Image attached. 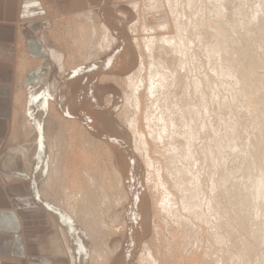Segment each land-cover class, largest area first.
<instances>
[{
  "label": "bare ground",
  "instance_id": "1",
  "mask_svg": "<svg viewBox=\"0 0 264 264\" xmlns=\"http://www.w3.org/2000/svg\"><path fill=\"white\" fill-rule=\"evenodd\" d=\"M98 1H97V4H98ZM127 1L128 2L130 1L129 3L133 6L132 8H134L135 10H136V8L139 7L138 4L140 2L138 3V0H127ZM140 1L142 2V0H140ZM194 1L195 0H182V3L184 6L190 8V6L193 5ZM95 2L96 1H94L93 3H95ZM148 2H149V0H148ZM150 2L148 4H150ZM166 2H167L166 4H168V6H169L171 14L173 15L174 24H176L175 25L176 30H175V32H172L170 34L168 32L166 35L165 32L158 31V30H161L165 24L161 23L160 24L161 27L158 26L157 28L153 27L151 25L149 26V25L142 24L143 25V31L146 30V32H145L146 36H142L143 41H141L140 40L141 37H138V36H136V39H135L136 45H138V47H139V53H140L139 56L141 58V59H139V64L137 63V60H138V58L136 56L137 52L135 51L134 46L130 42L131 40L129 41V39L127 37L126 28L121 29L120 23H122L121 22L122 20L119 21V19L116 16H114L115 14L113 15V13H111L110 8L107 9L105 7V9L104 8L102 9V8H100V6L98 7V5H97V8L94 7L93 5H91V6H89V8H87V10L78 12V17H79L78 20L81 21L79 23H81V25H82V26L78 25V27L81 26L80 31L82 32L83 35L81 34V36H80V34L77 32L80 36V37H78V40H77V36L72 39V41H75L74 46L77 48L76 53L81 51V50H83V51L85 50L87 52V53L84 52V53H86V55L83 56V59H85V60L82 64L87 65V66L84 65V69H81L83 75H82L81 70H80L81 67L79 68V65L81 63H79V65H78L79 70L74 71L75 67L77 66L75 63L76 61L73 60L74 57L72 58L71 62L68 59L67 63L69 64L68 65L69 69L65 70L64 66L62 64H60L59 53L57 51L50 50L51 51V58L60 64L61 74H62L61 79L63 78L61 83L58 84V86H56V84H55L56 88L54 87V90H52V92L54 94V100H53L54 105H53V108L51 109V114L53 115L54 118H56L61 123V128H63V129H62V132H60V135L58 136L56 144L54 146L56 151L52 150L53 148L51 147V154H52L51 156H53V160H51L52 161V169H53L51 172V183L55 184L53 182H59L60 186L63 187L64 196H63V199H60V204L66 209V211H68L69 214L71 212L75 217L78 216L79 213H81V212H83L84 215H89L90 217H89V219H87L88 221L86 220L85 223H82V224H84L88 233H90V235H96V236L98 235L97 239H99V235H100V237L103 235V237H101L102 242H101L100 248L97 247L94 251L95 253L93 252L94 257L93 256L90 257L93 264H132V261H134V260L138 264H168V263L171 264V261H173L172 264H176V262L178 263V261L181 260L180 259L181 257L179 258L178 261H176L177 260L176 257L180 256L181 254L175 256L176 254L173 253L174 251L173 252H172V250L170 251L169 246H171V245H170V243H168V241L165 239V237H163V234L161 231L162 227L160 228L157 225L153 226V230H152L153 235H154L155 239L157 237L159 238V240L156 242V244H155V242H152V240H153V237H152L153 235L151 236L152 233L150 234L151 240L148 238L151 242V246L149 244L147 245V242L142 241V239L147 235L146 233L148 232V229H150V227H149L150 219H148L149 216L147 215V211L150 213L151 208L154 207L157 210L156 212L163 211V213H164L163 216L166 215L165 212H168V214H169V212H172L177 219L181 220V221H179V224L176 221L177 224L181 226L182 224H180V223L185 221L184 219L182 221V217L184 218L183 214L185 215L186 218L197 217V208H200L199 204H201L200 203L201 200L199 201V199H200L199 194H192L191 189H190L191 187L188 186L189 183L190 184L192 183L191 184L192 186L195 185L194 188L198 187V182H196V184H195L194 178H192V180L189 179L188 175H187V173H188L187 171H189V172L191 171L194 163L195 164L196 163L201 164V161L204 157L205 158L207 157V159H209V154L211 155V153H212L209 151L210 149L207 151L205 149L204 151H201V153H202V157H201V155L197 149V146H198V143H200L198 141L200 140V138H202L201 133L204 132L205 128L209 127V125H210V119L208 117H209V114H211L210 113V111H211L210 102L213 101L212 98H214V96H213L214 94H212L211 96L209 94L212 92V83H213L212 80L214 78L213 77L214 75L213 74H207L204 72L203 73L204 76H200L202 74L199 73L200 74L199 75L198 73L195 72L196 67H198L197 63H196L197 66L193 70L191 69L189 63H190V61L192 62L193 59L190 60V58L188 57V51L194 47L193 52H192L193 53L192 57L197 55L194 52L195 47H197V45L202 43V40H203L202 34L203 33L201 34L200 32L197 31L196 28H198V23L194 24L192 22L195 19H194V17H191V15H187L189 13V11L187 14L185 12L182 13L183 11L182 12L180 11L182 14L179 12L178 6L182 5L181 2L179 3V0H167ZM261 2H262V0H261ZM261 2H260V5H258V9L260 11H257L255 9L256 11H253V13H252L253 17H257V16L259 17L260 16L259 12H261V11L264 13V3L263 2L261 3ZM156 3H158V2H156ZM148 4H146V5H148ZM179 4H181V5H179ZM240 4H242V1L240 2ZM104 5L106 6V4H103V6ZM117 5H120V4L117 3ZM156 6L158 7L157 4H156ZM238 6H239V4H238ZM240 6L244 7L243 5H240ZM116 7H118V6H116ZM140 7H141V5H140ZM144 7H147V6H144ZM157 7L155 8V5H154V8L158 10ZM228 8L229 7L227 6V9ZM238 8H240V7H238ZM206 9L207 8L205 6V10ZM237 9L234 10V8H233L234 12L235 11L237 12ZM96 10H98V16L100 17V20H99L100 23H98V22L95 23V21H97L95 19V16H96L95 11ZM195 10H194V12H195ZM242 10H244V8L241 9V11ZM154 11H156V10H154ZM201 12H203V11H201ZM240 13H242V12H240ZM256 13H257V15H256ZM146 14L147 13H145L144 15H146ZM116 15H117V13H116ZM119 15H121L122 19L125 18L124 14L120 13ZM182 15L184 16V20L181 19ZM209 15H210V13H209ZM201 16H203L202 13H200L199 18ZM234 16L235 15L231 16L230 19H232ZM249 16L250 15H248L247 17H249ZM236 17H237V15L235 16V18ZM192 18L194 20H192ZM196 18H198V17H196ZM215 18H217V17H213V19H215ZM252 18H251V20H252ZM208 19L209 18H207L206 21H204L203 19L200 18V20H202L201 22L203 24H204V22H207V21L209 22L210 19L209 20ZM253 19H255V18H253ZM216 20H220V19H216ZM229 21H231V20H229ZM232 21L230 22L231 26L236 24V23L235 24L232 23ZM234 21H237V18H236V20L234 19ZM124 22H125V20H124ZM211 22H209V23H211ZM203 24H201V26ZM204 25H206V24H204ZM217 25H219V24L217 23ZM217 25L214 26L212 24L213 27H210V28L214 29V30H212V31H214L212 36L214 35L215 38L218 37L221 41L222 40L221 38H223L222 34H224L225 29L223 30L221 28L223 24L221 25V23H220L219 26H217ZM260 26L264 28V20L260 24ZM225 27L227 28V26H225ZM206 28H204L203 30H205ZM82 29H83V31H82ZM85 29H86V32L84 33ZM120 29H121V31H120ZM193 29H195L194 32H192ZM148 30H150V31L148 32ZM226 30H228V28ZM77 31H78V28H77ZM131 32H132V30H131ZM225 32L229 33L230 31L228 30ZM191 34H193V35H191ZM73 35L75 36V34H73ZM97 35H99V37ZM225 35H226V33H225ZM225 35H224V37H227ZM96 36L98 37V39L96 38ZM230 36H232V35H229V37ZM215 38H214V42H217L218 39L215 40ZM227 39H228V37L226 38V42H227ZM114 40L117 41L116 47L113 46V43L115 42ZM204 40H206V39L204 38ZM223 40H224V38H223ZM220 41L215 43V45H211V44L210 45H203L201 48L200 47L199 48H200V50L203 51L202 53H204L203 56L205 58H208L210 60V58L213 57V59L211 58L212 59L211 61L215 60L214 61L215 63H216L217 59H221V62L219 65H221V67H222V63H224L223 60H225L224 57L227 58L230 56L229 61H231V55L230 54H232V56H234L235 54L233 55V52H234L233 51L234 48H233L232 53H229V54L227 53L229 56L223 55L224 56L223 57L222 55H220L221 51L225 52L227 50L225 47V46H227V43H224V42L220 43ZM229 41H230V39L228 40V42ZM222 43H224V45L225 44L226 45L224 46ZM245 43H247V42H245ZM189 44L190 45L193 44L192 45L193 47L189 46ZM87 46H88V48L90 47V50H86ZM248 46H246V48ZM229 47H231V45ZM240 49L243 50L241 46H240ZM228 50H230V48ZM228 50H227V52H229ZM241 50H239L237 52L240 53ZM249 50H251V49H249ZM249 50H248V53L249 52L252 53V51H249ZM109 51H110V53H109ZM230 52H231V50H230ZM242 52H244V50ZM144 53H147V55H145ZM194 53L196 55H194ZM263 53H264V50H263ZM216 54L219 57L218 58L215 57L216 58L215 59L214 55H216ZM243 54H245V53H243ZM243 54H242V56H244ZM104 56L107 58H105ZM200 56L201 55L199 54L197 57H200ZM236 56H237V54H236ZM238 56L240 58L241 55L239 54ZM238 56H237V58H238ZM204 57H203V60L205 59ZM102 58H105V59L102 60ZM96 59H99L98 64L95 63ZM195 59H196V57H195ZM243 59H245V58L243 57ZM247 59H249V58H247ZM93 60H94V62H93ZM196 60L198 61V59H196ZM255 60H253V62ZM96 61H98V60H96ZM225 61H227V60H225ZM232 61L228 62V63L231 64ZM236 61L239 62V59ZM257 61H258V59H257ZM89 62H91V63L93 62V63H95V65L89 67L88 66L90 64ZM201 62H202V60H201ZM253 62H252V64H253ZM256 63L257 62H255V64ZM212 64H214V63H212ZM235 64H237V63H235ZM223 65H226V64H223ZM258 65H259V67H258ZM26 66H29L26 59L25 58L21 59L18 63V68L20 69V72L25 71ZM209 66H211V65H209ZM214 67L212 66V68H214ZM241 67L242 66H239L237 68L239 69ZM253 67L255 68V66H253ZM257 67H258V69H260V67H263V64H261V66H260V64L258 62L256 68ZM199 68H201V66ZM202 68H203L202 69L203 71L206 70V69L204 70L203 66H202ZM217 68H218V66H217ZM233 68H235V67L232 66V69ZM237 68H235L234 70H236ZM245 68L248 69L247 67H245ZM71 69H73V70L70 72L69 70H71ZM97 69H99V71L96 72ZM147 69H148V75L147 76H148V79H150L149 80L150 85H147L146 75L145 74L141 75V73L145 72ZM207 69H209V68H207ZM261 69H263V68H261ZM213 70L217 76H220V78H221V76H224L225 74H227V76L232 75L228 71H227V73H225L224 71H218L216 68H214ZM241 70H243V68L240 69V71ZM255 70H257V69H255ZM84 71H85V73L91 72L93 75L91 73H90V75H89V73L85 74ZM193 71H194V73H193ZM247 72H248V70H247ZM210 73H212V72H210ZM250 73H248V74L250 75ZM243 74H246L245 70H244ZM252 74H254V73H251V75ZM91 75L92 76L95 75V77H96L95 79H98L99 83L115 84L121 88V90L123 92V96H124L123 97L124 98V106L122 108L123 111L121 113L117 114V116L121 119V121L124 122V124L127 126L128 129L127 128L123 129L122 126L120 127V125H117V123H115V121L111 118L110 113H108L107 110L102 108V106H100V107L96 106V104H98L96 101L97 99H95L96 104L93 103L92 100H94V99H93V97H91V92L93 91V89L94 90L96 89L95 90L96 92L94 95H96L97 98H99V100H100L99 92L101 91V88H103V86L101 87V84H99V83H97V85H95L93 83L95 79L93 80V82H91V80L93 79ZM249 75L247 76L248 79L250 77ZM238 76H239V74H238ZM241 76H242V74H241ZM252 76H254V75H252ZM220 78H218V79H220ZM243 79H244V77H243ZM217 81H216V83H217ZM244 81H245V79H244ZM244 81L242 80L243 83H244ZM224 82H226V80ZM238 83L239 82H237V84ZM245 84L246 83H244V85ZM227 85L231 87V85H229V84H227ZM105 87H106V85H105ZM140 87H142V89ZM240 87H239V89H240ZM242 87H244V86L242 85ZM245 87H251V86L246 85ZM259 87H257V88H259ZM232 89L237 90V88L235 89V87ZM249 89L250 88H248V90ZM19 91L17 93L18 96H15V99H18L19 105L23 110L24 106H25L24 105L25 94H24L22 89L20 92ZM231 91H233V90H231ZM249 91L251 92L252 89H250ZM101 92H103V90ZM245 92L247 93V91H245ZM234 93H236V92H234ZM246 93H245V95L248 96L249 92H248V94H246ZM221 95H222V93H221ZM142 96H144V98H145L144 99L145 103L141 102ZM251 97H252V95H251ZM110 98H111V100H113V97L110 96ZM247 99H248V97H247ZM221 102H222V100H221ZM211 104H213V103H211ZM213 110H214V108H213ZM216 111H217V109H216ZM129 112H131L133 114V116L131 115L132 116L131 118L127 117V115H128L127 113H129ZM211 130H213V132L216 134L217 129L214 126H213V128H211ZM89 131H91L92 136H90L88 134ZM215 134L213 136H215ZM224 142H225V140H224ZM205 144H207V143L205 142ZM223 144L225 145V143H223ZM217 145L218 144H215V147H217ZM201 147H203V146H201ZM205 147H207V146H205ZM211 148H212V146H211ZM23 149H24V151H22V153L26 156L25 159H26L27 163H30V160L32 159V157L36 155V152H38V146L33 144V146H26ZM65 149H66V152H65ZM200 149H202V148H199V150ZM63 151L66 154L63 155L62 154ZM212 156H213V153H212ZM140 158H142V159H140ZM93 160H95L94 164H93ZM99 160H100V162H102V168L99 165L100 164ZM211 160H213V161L210 164H212L214 162V158H212ZM142 161H144V163ZM190 161H192V162L190 163ZM178 162H182V164L178 165ZM209 165H207V166H209ZM212 165H214V164H212ZM199 169H197V171ZM204 169L208 171V175L211 174L209 178L212 181L211 182V184H212L214 181V178L212 176L215 173L214 172H213L214 174L210 173L208 169H206V168H204ZM205 170H203V171L205 172ZM90 171L94 172V174H93L94 176H95V174H97L98 178L94 177L93 175L90 176L91 175L90 173H92ZM213 171L216 172L217 170H214V168H213ZM206 172H205V174L207 175ZM142 173H143V176H142ZM198 173H200V172H198ZM202 175H204V174H202ZM155 176H157L159 178V181H157ZM143 177L145 178V181H144L145 183H143V179H142ZM202 177H204V176H202ZM100 180H102V185L99 184V186H96ZM258 182L261 183L262 181H258ZM59 183H57V184H59ZM99 183H101V182H99ZM144 184H146L150 188L151 194L149 193V194H146V196L144 195L145 194L144 189H143ZM202 184H203V182H202ZM213 186H215V188H216V185L212 184V187ZM209 187H210V185H209ZM100 188L102 190L101 191L102 194H100V192H99ZM157 189L163 190V191H161V193H160L161 197H159L156 201V199H155L156 195H154V193L156 192V194H157V192H158V191H156ZM103 190H104V192H103ZM97 192L99 193V196H98ZM107 192L110 193L109 197L107 196ZM259 193L261 194V192H259ZM262 193L264 194V192H262ZM213 196L214 195H212V196L210 195L209 197L206 196V199L204 202V204L206 205V208L210 207V206H208L209 204L210 205L213 204L214 198H211ZM177 197L179 198V200L176 199ZM106 203H108V204L112 203L109 206L110 207L112 206L113 209H112V211H110V210H108V211H110V213L112 212V215H115L114 218H117L116 221H118V222H119L118 219L121 218L120 212L122 214L125 212V218L123 220L120 219L121 222H120L119 226H118V223L116 225L110 223V221L108 219H112V218L105 217L107 214L106 208H105L103 215H101V212L104 210V208L101 210V206L104 207V205ZM176 204L178 206H176L174 209L173 205L175 206ZM107 206H105V207H107ZM120 207H122V208L119 209ZM180 209L183 212H181V211L179 212ZM200 210H202V209H200ZM152 211H153V209H152ZM209 211H210V209H209ZM152 213H154V212H152ZM154 219L155 220L157 219L156 216L154 217ZM165 219H163V220H165ZM54 221L55 220H53V219L51 221L52 222L51 235L48 236L46 239L47 243L49 245H51V253L54 255L69 256L71 258L70 259L71 263L75 264L76 259H74V258H76V257L74 255H76V254H75V252H73V254H70V253H72V252H69L70 247L68 248L66 243L63 242L62 238L59 237L60 236L58 234L59 233V229H58L59 227H58V225L56 226V222H54ZM112 221H113V219L111 220V222ZM169 221L171 223V220H169ZM205 221H206V219H205ZM173 222H174V220H173ZM173 222H172V224H173ZM196 222H198V221H196ZM155 223H156V221H155ZM159 224H161V223H159ZM185 225L186 224L184 223V225L182 227H184ZM199 225H202V223L200 222ZM150 226H152V225H150ZM202 226H204V225H202ZM207 226H209V225H207ZM201 228L199 227V229H201ZM169 229H170V227H169ZM190 229H191V227H190ZM190 229H189V232L192 231V229L191 230ZM199 229H196V230H199ZM105 230H107V232H108V234L106 236L109 237V239L104 240L103 238H104V235L106 234V233L104 234ZM174 230H179V229H174ZM174 230H172L171 232H173ZM186 230L188 232L187 228H186ZM61 232H62V234L65 233L63 230H61ZM169 233L170 232H168V234ZM178 233L181 234L180 231H178ZM199 233H200V230H199L198 234ZM206 233H207V230H206ZM206 233H205V236H206ZM62 234H61V236H62ZM185 234L186 233H184V235ZM190 234H191V232H190ZM190 234H188V236ZM137 235L139 236L138 238H137ZM171 235H173V234H171ZM110 236L116 237L115 240H113L112 237H110ZM185 236H184V239L187 240V238H185ZM192 236H194V235H192ZM205 236H203V237L205 238ZM208 236H209V234H208ZM190 238H191V236L189 237V239ZM177 239H179V238H177ZM189 239L187 240L188 242H189ZM199 239H201V237L198 238V241H201ZM149 240H148V242H149ZM202 240L205 241V239H202ZM115 242L117 243V246L120 245V250L118 253L115 252L116 253L115 257H113L111 259L112 256L110 255V257H109V253H110V249L111 250L113 249L112 247L115 244ZM174 242H175V240H174ZM177 242H179V241H177ZM180 242H181V240H180ZM159 243H161V244L159 245ZM195 244H196V242H195ZM213 244L216 245V242L212 243V245ZM189 245L192 246V244H189ZM212 245L210 244V246H212ZM217 245H218V243H217ZM199 246H200V244L196 245L197 250L199 249L198 248ZM177 247H179V246H177ZM193 247H195L194 244H193L192 248ZM172 248H173V246H172ZM181 248H179L180 251H181ZM215 248H213V249L215 250ZM194 249H196V248H194ZM201 249H203V248H201ZM192 251H196V250H192ZM198 251L200 252V250H198ZM215 252H217V251H215ZM167 254L170 256L169 259L166 258ZM182 255H183V253H182ZM192 255H191V257H192ZM197 255H199V254H197ZM208 255L210 256V253L207 254V256ZM212 257H213V255H212ZM197 259L195 258L196 261H197ZM209 259H211V257ZM195 260H193V261H195ZM191 262H192V260L190 261V263ZM201 262L203 263V261H201ZM197 263H199V262H197ZM220 264H226V263L224 261H221Z\"/></svg>",
  "mask_w": 264,
  "mask_h": 264
},
{
  "label": "rangeland",
  "instance_id": "2",
  "mask_svg": "<svg viewBox=\"0 0 264 264\" xmlns=\"http://www.w3.org/2000/svg\"><path fill=\"white\" fill-rule=\"evenodd\" d=\"M166 1L167 0H149L150 4H148L149 3L148 0H142V2L140 0H138V3L139 2L140 3L138 4L139 7L136 8V10L134 8H132L133 6L129 3L130 1L128 2L127 0H101V1L99 0L98 4L96 1L95 3H93V6L97 8V5H98V7L100 6V8H102V9L103 8L105 9V7L107 9L110 8L111 13H113V15L115 14L114 16H116L119 19V21L122 20L121 21L122 23H120L121 29L126 28L127 37L129 39V41L131 40L130 42L132 43V45L135 48V51L137 52V55H136L138 58L137 63L139 64V59H141V58L139 56L140 55L139 47H138V45H136L135 39H136V36H138V37H141L140 40L143 41L142 36H146L145 35L146 30L143 31V25L142 24L149 25V26L151 25V26L156 27V28L158 26H160L161 23L165 24L164 27L158 31L165 32L166 35L168 32L170 34L172 32H175V30H176V28H175L176 24H174L173 15L170 12L168 4H166L167 3ZM195 1H194L193 5H191L189 8V7H186L183 5L182 0H179V3L181 2L182 5L179 4L181 6H178L179 12L183 11L182 13L185 12L187 14L189 11L190 14L188 13L187 15H191V17H194V19H195L194 20L192 18V20H194L192 22L194 24L198 23V28H196L197 31L200 32L201 34L203 33L202 34L203 35L202 43H200L199 45H197V47H195L194 52L197 55L194 53V55H196L194 57H192L193 56L192 52H193V48H194L192 46L193 44H191V45L189 44V46L193 47L191 50L188 51V57L190 58V60L193 59L192 62L190 61V63H189L190 67L193 70L198 65V67H196L195 72L198 74L199 73L202 74V75L199 74L200 76H204L203 73L205 72L207 74H213L214 75L213 77L215 78L217 75L214 73V70H213L214 68H216L218 71H224L225 73H227V71H228L232 75L227 76V74H225L224 76H221V78H220V76H217L216 77L217 79L213 78V80H212L213 81L212 92L209 95L211 96L212 94H214L213 95L214 98H212L213 101L210 100L211 101L210 102V107H211L210 113L211 114H209V117H208L210 119V125H209V127L205 128L204 132L201 133L202 138H200V140L198 141L200 143H198L197 149H198L201 157H202L201 151H204L205 149H206V151L210 149L209 151L213 153V156H212V153H211V155L209 154V159H207V157L206 158L204 157L201 161V164L200 163L199 164L194 163L191 171L190 172L187 171L188 172L187 173L188 178L191 180H192V178H194L195 184H196V182H198V187H195V188H194L195 185H193V186L191 185L192 183L191 184L189 183V185H188L189 187H191L190 188L191 193L192 194H199V197H200L199 201L201 200L200 201L201 204H199L200 208H197V217L186 218L185 215L183 214L184 218L182 217V221H183V219L185 221L181 222L180 224H182V225L180 226L178 224H179V221H181V220L177 219L172 212H169V214H168V212H165L166 215L163 216L164 215L163 211H159L160 213L156 212L157 210L154 207H152L150 210V213L147 211V215L150 217V218L148 217V219H150V222H149L150 229H148V232L146 233L147 237L145 236L142 239V241L147 242V245L149 244L151 246L150 234L152 233L151 236L153 235V231H152L153 226L157 225L160 228L162 227L161 231H162L163 237H165V239L171 245V246H169L170 251L171 250H172V252L174 251L173 253L176 254L175 256L181 254L180 256L176 257V259H177L176 261H178L179 258L181 257L180 258L181 260L178 261V263L180 262L181 264H201L202 263L201 261H203L204 264H213V263L214 264H220L221 261H224L226 264H264V194L262 193V192H264V189H263L264 188L263 187L264 186V84H263L264 83V56H263L264 55V53H263V50H264V28L260 26V24L264 20V15H263L264 13L262 11L259 12L260 16L259 17L257 16L258 18L253 17V15H252L253 11H256V10L260 11L258 9V5H260L261 0H238V1L237 0H197L196 2ZM241 1H242V4H240ZM93 2H94V0H93ZM156 2H158V3H156ZM262 2L264 3L263 0H262ZM117 3L120 4L121 6L117 5ZM145 3L148 5H146ZM103 4H106V6L105 5L103 6ZM153 4L155 5V8L157 7L156 4L158 5V7H157L158 10L154 8ZM238 4H239V6H238ZM140 5H141V7H140ZM240 5H243L244 7H242ZM116 6H118V7H116ZM144 6H147V7H144ZM205 6L207 8L206 10H205ZM227 6L230 9L229 8L227 9ZM238 7H240V8H238ZM233 8H234V10H236L238 8L237 12L235 11L236 13L234 12ZM243 8H244V10L241 11V9H243ZM153 9L156 11H154ZM85 10H87V8H85L82 11H85ZM194 10H195V12H194ZM201 11H203V12H201ZM239 11L242 13H240ZM78 12H80V11H78ZM78 12L70 13V14H62V15L51 13V6L49 3V5L46 7V11H44L39 16L33 17L32 21H30L24 25V28L26 29V31L24 33V44L20 48L19 55L21 56V53H22L23 58H27V61L28 60L30 61V65H29V68L26 70V73L24 74V76L22 78H19L16 80V85H15V88L13 91L12 114H11V117H10L9 123H8V135H7V144L8 145H7L6 153L9 156H10V154H11V156H13V162H14L13 167L14 168L21 171L26 176V178H28V175L30 176L34 192H36L38 199L40 200V203L44 204V205L46 203V206H48V208L51 210V216H52L53 220H55L54 222H56V226L58 225V227H59L58 228L59 229L58 234L60 235L59 237L62 238L63 242L66 243L68 248L70 247L69 252H72L70 254H73V252H75V254H76V255H74L76 257V258H74V259H76L75 264H93L90 257H92V256L94 257L93 252L95 251V249L97 247L100 248L101 242H102L101 237H103V235L101 237L99 235V239H97L98 235L97 236L96 235H90V233H88L87 229L85 228L84 224H82V223H85L86 220L89 219L90 216L84 215L83 212L79 213V215L76 217L71 212L69 214V212L66 211V209L60 204V199H63V196H64L63 187L60 186L59 182H53L55 184L51 183V172L53 170L52 169V161H51V160H53V156H51L52 155L51 154V147L53 148L52 150L56 151L54 146L56 144L58 136L60 135V132H62V129H63V128H61V123L56 118H54L53 115L51 114V109L53 108V105H54L53 104L54 103V101H53L54 100V94H53L52 90H54V87L56 88V86H58V84H60L62 79H63V78L61 79L62 74H61L60 64H62L64 66L65 70H68L69 64L67 63V61L69 59V61L71 62L72 58L74 57L73 60L76 61L75 63L77 65L75 67L74 71L79 70L78 69L79 63H81L79 65V68L81 67L80 70L84 69L85 64H82V63L84 62L85 59H83V56L86 55V53H87L85 50L84 51L81 50L82 52L79 51L76 53L77 48L74 46L75 41H72V39L76 36H77V40H78V37H80L82 34V32L80 31L82 25H81V23H79L81 21L78 20L79 19ZM95 12H96L95 19L97 20V21H95V23H97V22L100 23L99 22L100 17L98 16V10H96ZM116 13H117V15H116ZM120 13L124 14L125 18H123V19L125 20V22L122 19L121 15H119ZM145 13H147V14L144 15ZM200 13H202L204 16V17L201 16L200 17L201 19L206 21V19L209 18L210 19V20L208 19L209 22H211V21L212 22L211 23H209L208 21L204 22V24H206V25H204L201 22L202 20H200V18H199ZM209 13H210V15H209ZM233 15H235V16L237 15V17H236L237 21H234V19L236 20L235 16L232 19H230L231 16H233ZM248 15H250L249 16L250 18L247 17ZM256 15H257V13H256ZM251 16L255 19H253ZM196 17H198V18H196ZM213 17H217V18L213 19ZM251 18H252V20H251ZM181 19L184 20L183 15H182ZM216 19H220V20H216ZM229 20H231V21L233 20L232 23H234V24L236 23V24L231 26V24H230L231 21H229ZM217 23L219 25H220V23H221V25L223 24L222 27L221 26L220 27L223 30L225 29L224 34H222L223 36L221 35L224 38V40H223V38H221L219 36L222 39L221 41L217 36H216L217 38H215L214 35L212 36V34L214 32L212 30H214V29L210 28V27H213L212 24L215 26V25H217ZM201 24H203V25L201 26ZM78 25H81V26L78 27ZM219 25H217V26H219ZM225 26H227L228 30L230 31L229 33L225 32V31H228V30H226L227 28ZM77 28H78V31H77ZM204 28H206L205 29L206 31L203 30ZM121 29H120V31H121ZM131 30H132V32H131ZM82 31H83V29H82ZM149 31L150 30H148V32ZM194 31H195V29H193L192 32H194ZM77 32L80 34V36ZM85 32H86V29H85L84 33ZM225 33H226V35H225ZM73 34H75V36ZM191 35H193V34H191ZM224 35L228 37L227 42H226L227 37H224ZM229 35H232V36L229 37ZM97 36L99 37V35H97ZM97 36H96V38L98 39ZM204 38L206 40H204ZM214 38H215V40L218 39L217 42L220 41V43L221 42L227 43V46H225L226 44L224 45V43H222V44L226 47L227 50L229 48L231 50V52H230V50H228L229 52H227V50L225 52L221 51L220 55H222V56L223 55L227 56L229 53H232L233 48L234 49L236 48L235 50L233 49V51H234L233 55L234 54L235 55L232 56V54H230L231 55V61L233 60L231 64L228 63V62H231V61H229V59H230L229 55H228L229 57H227V58L223 56L224 59L227 61L223 60L224 63H222V67H221V65H219L221 62V59H217V61L215 63L214 62L215 60L211 61L213 59V57L210 56L212 59L210 58V60H209L208 58H205L203 56L204 53H202L203 51L200 50V48L203 45H210V44L215 45V43H217V42H214ZM30 39H35L38 43H40L41 50L44 53L42 56H37L31 52V49L29 48V45H28V40H30ZM229 39H230V41L228 42ZM245 42H247V43H245ZM230 45H231V47H229ZM113 46L114 47L117 46V41H115L113 43ZM240 46L242 47L244 52H242L243 50L240 49ZM246 46H248V47L246 48ZM249 49H251V50H249ZM50 50L57 51L59 53L60 64L51 58V51ZM86 50H90V47L88 48V46H87ZM239 50H241L240 53L237 52ZM248 50L252 51V53L251 52L248 53ZM110 51H109V53H110ZM84 52H86V53H84ZM241 53L242 54L245 53V54H243L244 56H242ZM144 54L147 55V53H144ZM199 54L201 56L197 57ZM236 54H237V56L240 54L242 56V57L240 56L241 59L239 58V56L237 58ZM195 57H196V59H198V61L195 59ZM203 57L205 58L204 60L206 62L203 60ZM215 57L218 58L219 56L216 54V55H214V58ZM243 57L245 59H243ZM105 58H107V57H105ZM105 58H102V60H104ZM247 58H249V59H247ZM238 59H239V62L236 61ZM257 59H258V61H257ZM96 60H98V61H96ZM96 60H95V63L98 64L99 59H96ZM201 60H202V62H201ZM253 60H255V61L253 62ZM93 62H94V60H93ZM234 62L237 64H235ZM252 62H253V64H252ZM255 62H257V63L259 62L260 66H261V64H263V67H260V69H258V67H259V65H258V67L256 68L257 63L255 64ZM89 63H88L89 67L95 65V63H93V64L91 62H89ZM196 63H197V65H196ZM212 63H214V64H212ZM223 64H226V65H223ZM209 65H211V66H209ZM216 65L218 66V68ZM85 66H87V65H85ZM200 66H201V68H199ZM202 66L204 67V70L206 69L205 71L202 70L203 69ZM212 66L213 67L215 66V67L212 68ZM232 66L235 68H237L239 66H242V67L234 70L235 68L232 69ZM253 66H255V68ZM245 67H247L248 69H246ZM207 68H209V69H207ZM242 68H243V70L240 71V69H242ZM261 68H263V69H261ZM255 69H257V70H255ZM72 70L73 69H71L69 71L71 72ZM244 70H245V73L247 75L243 74ZM247 70H248V72H247ZM18 72H19V70H18ZM210 72H212V73H210ZM250 72L254 73V74H252L254 76H252ZM81 73H82V70H81ZM84 73H85V71H84ZM90 73H89V75H90ZM193 73H194V71H193ZM248 73H250V75ZM142 74L146 75L147 85H150L149 84L150 79H148V76H147L148 75V69L145 72H142L141 75ZM238 74H239V76H238ZM241 74H242V76L244 75L243 77H244L245 81H244L243 77L241 76ZM82 75H83V73H82ZM248 75L250 76L249 79L247 77ZM17 76H18V73H17ZM92 78H93L92 80L89 78L91 80V82H93V80L96 78L95 75L92 76ZM218 78H220V79H218ZM225 80H226V82H224ZM239 80L241 82L243 80L244 83H246V84L244 85V83L243 82L241 83ZM216 81H217V83H216ZM237 82H239V83L237 84ZM93 83L95 85H97V83H99L98 79H95ZM55 84H56V86H55ZM99 84H101V87L103 86V88H101V91L103 90V92H101V91L99 92V94H100L99 95L100 100H99V98H97V96L94 95L96 92L95 91L96 89L95 90L93 89V91L91 92V97H93V99H94V100H92L93 103L96 104L95 99H97L96 101L98 104H96V106H99V107L102 106V108H104L105 110L108 111V113H110L111 118L115 121V123H117V125H120V127L122 126L123 129H126L127 126L117 116V114H119L123 111L122 108L124 106V98H123L124 96H123V92H122L121 88L115 84H109V83H107V84L106 83H103V84L99 83ZM104 84L106 85V87ZM227 84L231 85V87L233 86L232 88H234V87H235V89L237 88V90L232 89ZM242 85L244 87L246 85L251 86L252 88L251 87H245L244 88V87H242ZM239 87H240V89H239ZM257 87H259V88H257ZM140 88L142 89V87H140ZM248 88L252 89L253 92L252 91L251 92L253 94L249 91L250 89L248 90ZM21 89L23 90V92L25 94V102H24L25 106L23 105L24 106L23 110L19 105L18 99H15V96H18L17 93L19 90L21 91ZM231 90H233V91H231ZM245 91H247V93ZM234 92H236V93H234ZM248 92H249V94H248ZM221 93H222V95H221ZM245 93L248 94V96L245 95ZM251 95H252V97H251ZM110 96L113 97V100H111ZM247 97H248V99H247ZM144 99H145L144 96H142L141 102L145 103ZM221 100L223 103L221 102ZM211 103H213L214 105ZM213 108H214V110H213ZM216 109H217V111H216ZM127 114H128L127 115L128 118H131L133 116V114L131 112H129ZM213 126L217 129L216 134L213 132V130H211V128H213ZM88 134L90 136H92L91 131H89ZM214 134H215V136H213ZM224 140H225V142H224ZM205 142L207 144H205ZM214 143L218 144L217 147H215ZM223 143H225V145ZM33 144L38 146V152H36V155L32 157V159L30 160V163H27V161L25 159L26 156L22 153V151H24V149H23L24 147L33 146ZM201 146H203V147H201ZM205 146H207V147H205ZM211 146H212V148H211ZM199 148H202V149L199 150ZM65 152H66V149H65ZM65 152L63 151L62 154L63 155L66 154ZM212 158H214V162L212 164H214L216 167L214 165L210 164L213 161V160H211ZM140 159H142V158H140ZM99 162H100V160H99ZM142 162L144 163V161H142ZM191 162L192 161H190V163ZM94 163H95V160H93V164ZM180 164H182V162H178V165H180ZM99 165L102 168V162H100ZM207 165H209V166H207ZM204 168L208 169L210 173H213V172L215 173V174L213 173L214 175L212 176L214 178V181L212 184L216 185V188H215V186L212 187V184H211L212 181L209 178L211 174L208 175V171L205 170ZM213 168H214V170H217V171L216 172L213 171ZM197 169H199V170L197 171ZM203 170H205V172L207 171L206 172L207 175L205 174V172ZM90 172H92V171H90ZM198 172H200V173H198ZM90 174L89 175L92 176L94 174V172H92ZM202 174H204V175H202ZM142 176H143V173H142ZM202 176H204V177H202ZM94 177H97V174H95ZM155 178L157 179V181H159V178L157 176H155ZM142 179H143V183H145L144 182L145 178L143 177ZM257 180L262 181V182L259 183ZM99 182H101V183H99ZM99 182L96 186H99V184L102 185V180H100ZM202 182H203V184H202ZM57 183H59V184H57ZM204 184L205 185L207 184V185L205 186ZM208 184L210 185V187ZM143 189H144V193H145L144 195L145 196H146V194L150 193V188L146 184L143 185ZM101 191L102 190L100 188L99 189L100 194H102ZM156 191L159 192V193L157 192V194H156V192L154 193V195H156L155 199L157 201V199L159 197H161L160 193L163 190L157 189ZM103 192H104V190H103ZM259 192H261L262 195ZM109 195H110V193L107 192L108 197H109ZM210 195L211 196L214 195L213 197H211V198H214L213 204L212 205L209 204L208 206H210V207H207L208 208L207 209L204 202H205L206 196L209 197ZM98 196H99V193H98ZM176 199L179 200L178 197ZM111 204L112 203H109V204L106 203L104 205V207L101 206V210L104 208V210L101 212V215H103L105 208H106L107 214L105 217L112 218L113 219L112 222H111L112 219H108L110 221V223H112L114 225H116L118 223V226H119L121 220H123L125 218V212L123 214L120 212V217H121L120 219L121 220L118 219L119 222L116 221L117 218H114L115 215H112V212L110 213V211H112V209H113L112 206L111 207L109 206ZM105 206H107V207H105ZM176 206H178V205L177 204L175 206L173 205L174 209ZM121 208L122 207H120L119 209H121ZM152 209H153V211H152ZM200 209H202L203 211ZM209 209H210V211H209ZM108 210H110V211H108ZM180 211L183 212L181 209L179 210V212ZM152 212H154V213H152ZM155 216L157 218L156 220L154 219ZM163 219H165V220H163ZM205 219L207 222L205 221ZM169 220H171V223ZM173 220H174V222H173ZM155 221H156V223H155ZM176 221L178 222V224ZM196 221H198V222H196ZM172 222L175 226L172 224ZM200 222L204 226L199 225ZM159 223H161L162 225ZM184 223L186 225L184 227H182L184 225ZM150 225H152V226H150ZM207 225H209V226H207ZM51 227H52V222H51ZM169 227H170V229H169ZM185 227L188 229V232H187ZM190 227L192 229V231H190L191 234L189 232ZM199 227L200 228L202 227L203 229L202 228L199 229ZM174 229H179V230H174ZM196 229L200 230L199 234H198L199 230H196ZM61 230H63L65 233L63 232L64 234H62ZM172 230H174L173 232L175 234L173 232H171ZM206 230H207V233L209 234V236L206 233ZM178 231H180L181 234H179ZM168 232H170V233L168 234ZM184 233H186L185 234L186 236L184 235ZM187 233L190 235L188 236ZM205 233H206V236H205ZM61 234H62V236H61ZM104 234L105 235H104L103 239L104 240L109 239V237L106 236L108 234L107 230L104 231ZM171 234H173V235H171ZM192 235H194L195 237L197 236V237L195 238ZM184 236H185V238H187V240L191 236V238L189 239V242L186 239H184ZM203 236H205V238ZM110 237H112L113 240H115V238H116L114 236H110ZM138 237L139 236L137 235V238ZM152 237H153L152 242H155V244H156V242L159 240V238L157 237L156 238L157 240H156L154 235ZM200 237H201V239H199V240H201V241H198V238H200ZM177 238H179V239H177ZM202 239H205V241ZM148 240H149V242H148ZM174 240H175V242H174ZM180 240H181V242H180ZM177 241H179V242H177ZM195 242H196V244H195ZM214 242H216V245L215 244L212 245V243H214ZM217 243H218V245H217ZM160 244L161 243H159V245ZM189 244H192V246L194 244L195 247L192 248V246ZM197 244L198 245L200 244V246L198 247L199 248L198 250H200V252L197 250V247H196ZM210 244L213 247L210 246ZM49 246L51 247V245H49ZM172 246H173V248H172ZM177 246H179V247H177ZM112 248L113 249L112 250L110 249V253H109V257H110V255L112 256L111 259L113 257H115L116 253L119 252L120 245L117 246V243L115 242V244L113 245ZM179 248H181L182 252L180 251ZM194 248H196V249H194ZM201 248H203V249H201ZM213 248H215V250ZM192 250H196V251H192ZM215 251H217V252H215ZM182 253H183V255H182ZM209 253H210V256L209 255L207 256V254H209ZM197 254H199V255H197ZM191 255H192V257L193 256L194 257L192 258ZM212 255H213V257H212ZM168 256L169 255L167 254L166 258L169 259L170 256L169 257ZM210 257L212 260L209 259ZM195 258L196 259L198 258L197 261L195 260ZM188 259L190 261L192 260V262L190 263V261ZM193 260H195V261H193ZM197 262H199V263H197ZM172 263H173V261H171V264ZM178 263L176 262V264H178ZM132 264H138V263H136V261L134 260V261H132Z\"/></svg>",
  "mask_w": 264,
  "mask_h": 264
},
{
  "label": "crops",
  "instance_id": "3",
  "mask_svg": "<svg viewBox=\"0 0 264 264\" xmlns=\"http://www.w3.org/2000/svg\"><path fill=\"white\" fill-rule=\"evenodd\" d=\"M49 3L51 13L62 15L82 11L93 0H0V264H72L69 256L51 253L46 241L51 210L40 203L30 176L14 168L13 156L6 153L13 91L29 68L23 72L18 68L24 25L46 11Z\"/></svg>",
  "mask_w": 264,
  "mask_h": 264
},
{
  "label": "water",
  "instance_id": "4",
  "mask_svg": "<svg viewBox=\"0 0 264 264\" xmlns=\"http://www.w3.org/2000/svg\"><path fill=\"white\" fill-rule=\"evenodd\" d=\"M29 48L31 49V52L34 53L37 56H42L44 53L41 50V45L38 43L35 39L28 40ZM99 71V69L96 70V72ZM95 72V73H96Z\"/></svg>",
  "mask_w": 264,
  "mask_h": 264
}]
</instances>
